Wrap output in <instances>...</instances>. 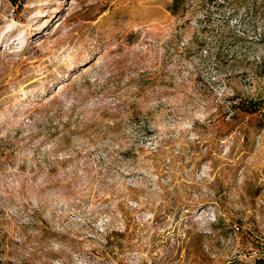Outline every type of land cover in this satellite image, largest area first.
Segmentation results:
<instances>
[{
  "label": "rangeland",
  "instance_id": "1",
  "mask_svg": "<svg viewBox=\"0 0 264 264\" xmlns=\"http://www.w3.org/2000/svg\"><path fill=\"white\" fill-rule=\"evenodd\" d=\"M171 1L0 0V264H264V0Z\"/></svg>",
  "mask_w": 264,
  "mask_h": 264
},
{
  "label": "trees",
  "instance_id": "2",
  "mask_svg": "<svg viewBox=\"0 0 264 264\" xmlns=\"http://www.w3.org/2000/svg\"><path fill=\"white\" fill-rule=\"evenodd\" d=\"M13 4H17L22 0H9ZM183 0H172L171 3L168 5V9L172 14H175L178 12L179 7L182 5ZM246 105L243 106L244 109L254 111L257 109V105L260 104L261 102L259 100L253 99V98H248L246 101ZM239 105V104H238Z\"/></svg>",
  "mask_w": 264,
  "mask_h": 264
}]
</instances>
